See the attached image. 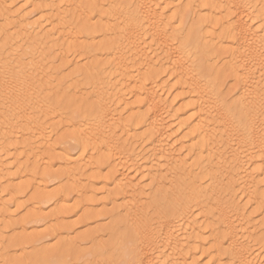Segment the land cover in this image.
I'll list each match as a JSON object with an SVG mask.
<instances>
[{
	"label": "bare ground",
	"instance_id": "bare-ground-1",
	"mask_svg": "<svg viewBox=\"0 0 264 264\" xmlns=\"http://www.w3.org/2000/svg\"><path fill=\"white\" fill-rule=\"evenodd\" d=\"M0 1L5 6L9 0ZM103 1L108 2L110 11H102ZM171 2L31 0L35 10L29 12L30 16L0 11L6 26L3 30H14V36H2V61L10 60L18 47L23 52L34 49L37 43L67 46L77 55L86 56L88 63L91 61L84 67L75 65L69 78L81 74L87 82L84 87L89 85L93 90L90 96L84 95L86 88L65 90L61 88L62 80L49 81L43 76L42 66L34 65L36 74H28L27 70L9 73L8 80L0 71V264H17L13 256L3 253L7 237L2 235L6 231L26 237L21 243L30 242L33 252L44 238L58 240L52 249L31 253L25 259L27 264H68L50 258L83 242L90 243V251L83 260L70 264H101L103 255L110 258L108 264L116 259L117 264H264L259 252L264 249V239L257 242L264 225L255 221V216L264 214V0H186L176 13L173 9L179 3L172 8ZM35 12L39 17L27 21ZM84 14L87 19L83 21ZM92 17L97 19L95 24L90 23ZM67 19L81 20L84 36L76 35L79 27L74 32L66 31ZM184 25L185 29H180ZM96 32L101 33L102 42L94 38ZM192 51L200 57L196 63L189 58ZM214 51V58L226 62L224 69L235 83L229 97L233 99L231 108L226 105L230 100L225 103L226 99L216 96L214 85L200 70L202 61ZM97 52L105 59L94 62ZM210 66L206 68L208 78L217 72ZM166 73L175 87L181 86H177L178 92L169 88L181 94L172 97L171 102L163 98L170 85L162 82ZM41 82L56 83L46 87L54 94L53 101L69 97L82 104L84 114L77 117L87 118V122L78 129L76 121L71 122L57 140L60 147L74 145L77 157L62 150V158H53L59 147L52 140L54 135H47L48 130L45 134L40 124L49 114L47 100L43 99L47 97L40 98ZM127 96L132 102L126 101ZM236 116L239 121L234 120ZM139 129L142 131L136 132ZM86 151L90 155L85 156ZM57 166L63 168L60 173L64 185L55 193L42 191L46 186L42 188L38 179L44 182L52 177L59 172H53ZM89 172L93 173L91 177ZM14 180L20 182L17 188L11 185ZM95 184H103L101 191L94 188ZM30 192L36 205L33 203L19 221H9L13 217L7 212L10 202L18 205L19 199ZM98 192L104 197L97 205L110 210L89 215L87 220L99 219L100 224L110 220L111 227L98 225L85 237L70 238L75 225L60 223L73 212L69 203L94 206ZM46 205H50L49 213H44ZM252 207L255 211L248 214L247 208ZM30 223L45 225L47 236L32 239L25 235ZM119 229L126 232V237L122 235L114 245L101 240ZM254 243L261 246L260 250L252 248ZM110 253H114L112 257ZM204 259L208 260L202 263Z\"/></svg>",
	"mask_w": 264,
	"mask_h": 264
},
{
	"label": "rangeland",
	"instance_id": "rangeland-1",
	"mask_svg": "<svg viewBox=\"0 0 264 264\" xmlns=\"http://www.w3.org/2000/svg\"><path fill=\"white\" fill-rule=\"evenodd\" d=\"M10 1V2H9ZM9 1H7L6 3H5V6L3 5V1L0 3V5H1V7H0V11H4V10H7V12L8 13H13V14H17V12L19 13V12H21V13H19L20 15H22V16H28L33 10H35V9H33V7L31 6L32 4H31V0H26V1H24V0H9ZM19 1V2H18ZM162 1V0H161ZM171 1H174V3L173 2H171ZM177 0H170V2H171V7L173 8V6H177V4L179 5V6H177V8H175L176 9V11H175V9H173V13H176L177 12V10H179L180 8H181V6H182V4H184V2H186V0H184L183 1V3L182 2H176ZM105 2H107V1H103L102 3H104V6L105 7H103L102 8V11L103 12H106L105 10H108V11H110V7H109V4H108V6H107V3H105ZM176 2V3H175ZM180 3H181V5H180ZM14 4V5H13ZM28 4V6H26ZM4 6V7H3ZM184 6V5H183ZM3 7V8H2ZM7 7V8H6ZM29 7H31V8H29ZM132 7V6H131ZM180 7V8H179ZM6 8V9H5ZM18 8V9H17ZM27 8V9H26ZM106 8V9H105ZM109 8V9H108ZM113 8H118V7H114L113 6ZM123 8V7H122ZM130 8V7H129ZM8 9H9V11H8ZM12 9V10H11ZM20 10V11H19ZM32 10V11H31ZM128 10H131V9H128ZM127 10V11H128ZM14 12H16V13H14ZM30 12V13H29ZM34 12H32L31 14H33ZM94 13V15L96 14L95 12H93ZM93 13H91V15H93ZM26 14V15H25ZM35 14L37 15V13L35 12ZM34 14V15H35ZM34 15H33V17H30V18H28V20L27 21H29V22H32V20H36L37 19V17H39V14L36 16L35 15V17H34ZM44 15H45V13H44ZM47 16H48V13L46 14ZM30 16V15H29ZM32 16V15H31ZM85 16V17H84ZM82 18H81V20H83V18H85V19H87V17H86V15L84 14L83 16H81ZM95 17V16H94ZM31 18H32V20H31ZM192 19V18H191ZM34 20V21H35ZM70 20V19H69ZM68 19L66 20L67 22V24H70V25H67V24H65V27H67V28H65L66 29V31H68V30H72V32H74V31H76L75 29L77 28V27H79V29H77L80 33H77L76 35L78 36H84V34L83 33H81V27H82V25L83 24H81V25H79V22L81 23V20L79 21L78 19H76V20H74V21H69ZM96 18L95 19H93V17H92V22H90L91 24H95L96 23ZM1 21H3V22H1ZM76 21H77V24H78V26H75V24H76ZM84 21V20H83ZM191 21H193V20H191ZM189 22V24H191L192 22ZM0 23H4V20L2 19H0ZM75 23V24H74ZM72 25H74V26H72ZM0 30H2L1 32H0V36H1V39H2V41H0V44H2V45H4V43H5V38H6V36H8L7 34H10V35H13L14 34V30H12V32L13 33H11V31H9V33L8 32H6V31H4L3 29H5L6 28V26H5V23L4 24H0ZM3 26V27H2ZM43 27H46V23H43ZM70 27V28H69ZM71 27H73V29L71 28ZM185 27H186V25H184V27L182 26V28L180 27V29H185ZM2 28V29H1ZM47 28V27H46ZM48 29V28H47ZM45 31H46V29H45ZM3 33H5V34H3ZM182 33H186L185 32V30L183 31L182 30ZM3 34V35H2ZM81 34V35H80ZM83 34V35H82ZM99 34H101V33H98V32H96V33H94V38L97 40V38H98V41L99 42H102L103 40V38H101L102 37V35H101V37H100V35ZM184 34H181V31H179V35H181L182 37L184 36ZM5 35V36H4ZM96 35V36H95ZM99 35V36H98ZM2 36H4L5 38L3 39V37ZM14 36V35H13ZM78 36V37H79ZM181 38V37H180ZM0 39V40H1ZM96 40H92V42H94V43H97L96 42ZM101 40V41H100ZM18 42H20L19 40H18ZM84 42V41H83ZM98 42V43H99ZM21 43V42H20ZM19 43V44H20ZM175 44L177 43L176 41L174 42ZM38 44V45H37ZM36 44V47L34 46L33 48L34 49H25V51H21L20 52V50H21V48L20 47H18L17 49H18V51L16 50V53L14 54V56L15 55H18L19 54V56H12V57H10V60L8 59L7 61H2V58L4 59V57H2V52H1V50H2V48L1 47H3L2 45H0V58H1V61H0V64L2 65V67H1V65H0V71L1 72H3V73H5L6 75H7V80L8 79H10L9 78V73H12V75H14L15 74V72L17 73V71H22V70H27V73L28 74H36V72H33L34 70H32V69H34V67L37 65V66H42L41 68H44L43 69V71H44V77L45 78H47L49 81H55L57 78L59 79V80H62L63 81V84H62V86H61V88H65V90H68L69 88H70V90H72L73 88H76L75 89V91H77V90H80V89H84V88H86L85 90L87 91V93H86V91H83V93H84V95H88V96H90V94L92 93V91L93 90H91V86H89V85H85V87H84V84H86L85 82H84V78H83V76H80L81 74H78V76H74L73 77V79L70 77L69 78V74L70 73H72V71H73V69H74V67H75V65H77V66H79V67H84V65L85 66H87V64L89 65V63H91V61L88 63V60L89 59H84L86 56H84V55H82L81 56V54L79 55H77V53H75V52H73L72 50L70 51L68 48H67V46H62V47H65V48H63L62 49V47L61 46H57V45H52L50 42L49 43H46V45H43V44H40V43H37ZM49 44L51 45V47L49 46ZM174 44V45H175ZM214 44H216V43H214ZM44 46V48H42L43 46ZM177 45V44H176ZM48 46V47H47ZM54 46H55V48H54ZM38 47V48H37ZM61 47V48H60ZM37 49V51H36V49ZM20 49V50H19ZM42 49H43V51H42ZM46 49H50L49 51L47 50V52H45L46 51ZM51 49H53V50H51ZM57 49V50H56ZM68 49V50H67ZM59 50H61V52L59 51ZM62 50L63 51H65L66 50V53L64 54V52L62 53ZM32 51V52H31ZM34 51V52H33ZM40 51H42V53L40 52ZM53 51H55V52H53ZM60 53H59V52ZM26 52V53H25ZM38 52H39V54H38ZM73 52V53H72ZM31 53H33V55H31ZM34 53H36V55L34 54ZM50 53H51V55H50ZM52 53H54V55L52 54ZM59 53V54H58ZM193 53H196L197 54V52L196 51H192V54H190L189 56V58H190V60L193 62V63H196L197 61L196 60H199L200 59V57H199V59L197 58L198 56H194V54ZM46 54H47V56H46ZM58 54V55H57ZM75 54V55H74ZM100 54V55H99ZM24 56V58H23V56ZM25 55H27V56H25ZM38 55H39V57H38ZM42 55V56H41ZM45 55V56H44ZM61 55L62 56H64V58H63V60H62V58H59V57H61ZM99 55V56H98ZM104 54H102V53H99V52H97V56L99 57V58H97V56H96V60L94 61V62H97V60H98V62H100L101 60H103V59H105L104 57L105 56H103ZM217 55V53H215V51H214V53H213V56L212 55H209L208 57H206V59L205 60H203L202 61V63H201V68H200V70H202V75L204 76V78H206V81H208L209 83H212V85H214V86H212V88L214 89V91H215V95L216 96H218V97H220V98H224V100L226 101L225 103H227V101L228 100H230V101H228V103L226 104V105H228V107H230L231 108V104L233 105V99L232 98H229L230 97V92H231V90L235 87V83L232 81V79H230L229 77V73H228V71L226 70V69H224V66L226 67V62L224 61V59H222L221 57H218V59L217 60H214L215 58H214V56H216ZM3 56H5V55H3ZM32 56H33V58H32ZM50 56V57H49ZM59 56V57H58ZM78 56V57H77ZM100 56H101V58H100ZM18 57V58H17ZM27 58V60H26V58ZM41 57V58H40ZM43 57V58H42ZM47 57V58H46ZM48 57L49 58H51V59H48ZM75 57V58H74ZM77 57V58H76ZM192 57V58H191ZM17 60H16V59ZM21 58V59H20ZM28 58L30 59V61L28 60ZM38 58H40V59H38ZM55 58V59H54ZM59 58V59H58ZM213 59V61H212V59ZM220 58V59H219ZM23 59H24V61L25 62H23ZM37 60V61H35V60ZM58 59V60H57ZM67 59V60H66ZM78 59V60H77ZM211 59V60H210ZM54 60V61H53ZM56 60H57V62H56ZM59 60H60V62L61 63H63V64H61L60 62H59ZM66 60V61H65ZM86 60H87V63H86ZM208 62H210V63H207V61ZM223 60V61H222ZM32 61H34V62H32ZM42 61V62H41ZM48 61V62H47ZM50 61H51V63H50ZM63 61V62H62ZM205 61H206V63H205ZM3 62V63H2ZM5 62H7V63H9V66L7 65V64H4ZM18 62V63H17ZM32 62V63H31ZM37 62H38V64H37ZM53 62V63H52ZM72 62V63H71ZM224 62H225V64H224ZM12 63V64H11ZM14 63H17V64H14ZM26 63H28V65H29V67H27L28 65L26 64ZM33 63H35V64H33ZM45 63H47V64H45ZM74 63V64H73ZM215 63H216V67H215ZM25 64V65H24ZM68 64H69V66H68ZM72 64V65H71ZM205 64H208V65H205ZM210 64H212L211 66H210ZM223 64V65H222ZM4 65V66H3ZM14 65V66H13ZM16 65V66H15ZM18 65H20V66H18ZM35 65V66H34ZM47 65H48V67H47ZM203 65H205V66H203ZM31 66H33V67H31ZM45 66V67H44ZM210 66V67H212L213 69H215L216 68V70H217V72H215V74H214V76L213 77H211V78H208V77H206L207 76V74H208V72H207V70H206V68H208V67ZM7 67V68H6ZM10 67H12V68H10ZM19 67V68H18ZM51 67H52V69H51ZM15 68H17V69H15ZM21 68V69H20ZM46 68V69H45ZM59 68V69H58ZM62 68V69H61ZM67 68V69H66ZM3 69V70H2ZM50 70V72H49V70ZM7 70H9V71H7ZM10 70H12V71H10ZM59 70H61V71H59ZM5 71V72H4ZM14 71V72H13ZM31 71V72H30ZM70 71V72H69ZM99 72L101 71V70H98ZM96 72V74L97 73H99V72ZM46 72V73H45ZM48 72H49V74H48ZM60 72V73H59ZM100 73H102V71L100 72ZM60 74V75H59ZM11 75V74H10ZM16 75V74H15ZM57 75H58V77H57ZM167 75V76H166ZM55 76H56V78H55ZM101 77H103V75H100ZM163 76H166L165 78L163 77ZM162 76V82H166L167 84H170V85H168L169 87H167L166 89H167V91H166V93L164 94V96H163V98H165V99H167L168 101H172L173 100V98L172 97H174L176 94H177V96H179V95H181V94H179V93H174V92H172V90L173 91H175V90H177V92H178V88H177V86L178 87H180L181 88V86H179V85H177L176 87H175V85H173L172 83H174V81L172 80V79H170V76H169V74H164ZM81 77V78H80ZM100 77H99V75H98V79H99ZM68 79V80H67ZM70 79V80H69ZM164 79L165 80H168V81H164ZM6 80V82H9V81H7ZM67 80V81H66ZM73 80V81H72ZM173 82H172V81ZM69 81V82H68ZM70 81H71V83H70ZM80 81V82H79ZM82 81V82H81ZM170 81H171V83H170ZM74 82V84H72ZM55 82H53V83H51V84H47L48 86H55L56 85V83L54 84ZM65 83V84H64ZM68 83V84H67ZM78 83V84H77ZM71 84V86H69ZM81 84V85H80ZM172 84V85H171ZM41 85H43V87H41V90L39 91V92H42L41 94H40V98H43L42 96L44 95V97L46 96L47 98H43L44 100H47V106H48V109H49V111H48V115H47V117L45 118V120L44 119H42L41 121H40V124L43 126V128H44V131L46 130H48L47 131V135H50L51 134V136L52 135H54V138H53V136H52V140H54L55 139V143H56V146H57V149H58V147H59V150H57L56 152H55V155L53 156V158L57 161V160H59L60 158H62L63 157V153H62V150H63V152L65 153V151H69L68 153L66 152L65 154H69L70 156H72L73 155V157H77L79 154H75V153H78V152H75V151H77V150H75L76 148H75V146L74 145H69V144H64L63 146L61 145V147H60V145L58 146V139L62 136V135H64L66 132L65 131H68L67 130V126H70L71 125V122H75L76 123V126H75V128L76 129H78V128H80V126L82 125L83 126V124H85L87 121H86V119L87 118H83V117H77V116H79V115H83L84 114V112L82 111V109H81V105L82 104H79L78 102H76V101H74V100H72V98H66V99H63V97H58V98H56L55 99V101H53L52 100V97L54 96V94L52 93V91L51 90H46V87H47V85L46 84H44V83H42L41 82ZM46 85V86H45ZM65 85H66V87H65ZM68 85V86H67ZM45 86V87H44ZM72 86H75V87H72ZM77 86V87H76ZM174 86V87H173ZM72 87V88H71ZM43 88H44V90H43ZM88 88H89V91L90 92H88ZM169 88H171V89H169ZM177 88V89H176ZM63 90V89H62ZM169 90V91H168ZM45 92H47L46 94H44ZM168 92V93H167ZM179 92H181V90L179 91ZM71 93H73V91H71ZM86 93V94H85ZM172 93V94H171ZM51 94V95H50ZM174 94V95H173ZM222 95V96H221ZM228 96V98H227V96ZM171 96V97H170ZM49 98H50V100H49ZM169 98L171 99V100H169ZM127 99V100H126ZM125 100L127 101V102H132V99H131V97L130 96H127V98H126ZM232 99V100H231ZM49 100V101H48ZM53 102V103H52ZM177 102H175V105L177 106V104H176ZM174 105V104H173ZM174 105V106H175ZM52 107L54 108V109H52ZM55 107H56V109H55ZM54 110V111H53ZM54 112V113H53ZM53 113V114H52ZM58 116H57V115ZM62 114V115H61ZM50 115H51V117H50ZM55 115V116H54ZM127 113L125 112V116L127 117ZM52 116H53V120L51 119L52 118ZM56 116L57 117H60V118H58V120H57V118H56ZM122 116H123V118H125V116H124V114H122ZM237 117V116H236ZM234 118V120L235 119H237L236 121H239L240 119L237 117V118ZM56 118V119H55ZM71 119V120H70ZM78 119V120H77ZM49 120V121H48ZM51 120L53 121L52 123H51ZM84 120V121H83ZM55 121V122H54ZM86 121V122H85ZM43 122H45V124L43 123ZM61 123V124H59V123ZM80 122H83V123H80ZM55 123V125H53ZM78 123H79V127H77L78 126ZM51 124V125H50ZM46 125V126H45ZM48 125V126H47ZM63 127H62V126ZM57 126H58V129H57ZM47 127H48V129H47ZM51 127H53V128H51ZM61 127L63 128V130L61 129ZM56 128V129H55ZM66 128V129H65ZM52 131H51V130ZM54 130V131H53ZM62 130V131H61ZM70 130V129H69ZM142 131V129H139L138 131H136V132H141ZM46 131H45V134H46ZM51 131V132H50ZM50 132V133H49ZM59 132V133H58ZM65 132V133H64ZM49 133V134H48ZM57 133V134H56ZM57 135V137H56V135ZM57 141V142H56ZM52 142H54V141H52ZM70 144H73V143H70ZM73 150V151H72ZM59 152H61V153H59ZM88 153H90L89 152V150H88ZM93 153V152H92ZM92 153H90V154H92ZM60 154V155H59ZM85 156H88V155H90V154H87V151L85 152V153H83ZM87 154V155H86ZM75 155V156H74ZM56 157V158H55ZM46 158V157H45ZM54 159H52L51 161L52 162H54L55 160ZM46 160H47V158L46 159H44V161L46 162ZM62 166V165H61ZM60 166V167H61ZM58 167V166H57ZM54 167V169H53V172L55 173L56 171H59V172H56V174H53V175H51L52 177H50L49 179L47 178L44 182H40L39 181V179H38V181L37 182H39V184L40 183H42V184H40V185H42L43 187L42 188H45V186H46V190L44 189V190H42L41 188H40V190H42V191H48L49 193L50 192H52L53 190H54V192H52V193H55L56 191H58L59 190V188H57V187H62V185H64V178H63V176L61 175V170L63 169L62 167L60 168V167ZM60 168V170H58ZM56 169V170H55ZM125 169H123L122 171H124ZM88 174V173H87ZM103 174H105V172H103ZM56 175H58L57 177H56ZM93 175V173L92 172H89V175L88 176H92ZM60 176V177H59ZM57 181H56V180ZM59 179V180H58ZM63 181H62V180ZM17 180V179H16ZM14 180V182L11 184L12 186H14V187H18L20 184V182H17V181H19V180ZM51 180L53 181L52 183H51ZM61 180V181H60ZM16 181V182H15ZM49 181V182H48ZM55 181V182H54ZM60 182V185L58 184L59 182ZM47 182V183H46ZM61 182H63V183H61ZM58 184V185H57ZM5 186V185H4ZM94 188L96 189V190H98V191H101V189L103 188V184H95L94 185ZM56 189V190H55ZM262 189L264 190V186L262 187ZM99 194H100V192H98ZM98 194V196H96L95 197V203H94V206L93 205H91V204H87V203H84V202H82V203H80L79 202V204L80 205H78L77 207H76V201H71L70 203H69V208L71 209H73V212H72V214H71V212L70 213H68V215L66 216V219L65 220H63V221H60V223L61 224H63V225H75V227L76 228H74V230H75V233L74 234H72L71 235V237L70 238H80V237H85L86 235H88L89 233H90V231L92 230V229H94V228H96L98 225H100V226H105V227H111V222H110V220L109 221H107V222H105V223H102V224H100L99 222L101 221V220H97V219H95V220H87V217L89 216V215H93V214H98V213H104V212H107L108 210H110L109 208H104V207H101V206H99V205H97L98 203H99V201L104 197V195H99ZM31 195H32V193L30 192V194L28 193V195L26 194V195H24V196H22L21 197V199H19V201H20V203H19V201H18V205H15V204H13V203H11L10 202V204H11V206H8L9 208L7 209V212L9 213L10 212V216L12 217V218H10L9 219V221H19L21 218H23L25 215H26V211H27V209L28 208H30L31 207V205H33V203L35 204L36 202L34 201V200H32L30 197H31ZM5 196H7V195H5ZM4 199L5 200H9V197H4ZM29 201H30V203H29ZM98 201V202H97ZM242 204L244 203V201H242L241 202ZM30 206H29V205ZM20 205V206H19ZM36 205V204H35ZM15 206V207H14ZM49 206V207H48ZM16 207H18V208H16ZM20 207H21V209H20ZM23 207V208H22ZM47 208V209H45V208ZM10 208H11V210H10ZM76 208V209H75ZM80 208V209H79ZM26 209V210H25ZM43 209L44 210H46L44 213H49V209H51L50 208V205H46V206H43ZM69 209V210H70ZM71 209V210H72ZM43 210V211H44ZM69 210H67V212H69ZM21 211V212H20ZM255 211V207H252V208H247V213L248 214H252L253 212ZM14 214H13V213ZM13 214V215H12ZM16 217V218H15ZM256 217V219H255V221H256V223L258 222V223H261V225L263 226L264 225V214H262V215H259V216H255ZM14 219V220H13ZM16 219V220H15ZM102 219V218H101ZM96 221H98V222H96ZM33 224H34V226H33ZM30 223V224H28V226L26 225V229L28 230H26L27 232H25V235H27V236H29L30 238H34V237H42V236H47V234H48V232H49V229L48 228H46L45 227V225H43L42 223H39V224H36V223ZM37 225H38V227H37ZM63 225H61V226H63ZM263 229L262 230H260L259 232H258V235H257V242H258V240L259 239H264V227H262ZM46 230H48L47 232H46ZM4 233V232H3ZM8 233V234H7ZM10 231H6L3 235H2V237L3 238H6L5 239V243L3 244L4 245V247H5V249H4V251H3V253H6V255H9V256H13L15 259H16V261H17V264H27V262H25V259L27 260V257L29 256V255H31V253H34L35 252V250H43V248L45 249H52L54 246H56L57 244H58V240H52V239H50V237L49 238H44L43 240H41L40 242V244L38 243V244H36V249H34V252H33V246H32V244L29 242V244L28 243H21V240H24V239H26V237H24V238H21V236H19L20 234H18L19 232H11L10 234ZM124 233H126V232H124V230L123 229H119L118 230V232H116V233H112V234H110V235H107L106 237H103L101 240L103 241V242H106V243H108L109 245H110V243L112 244V245H114L115 243H117L118 242V240L121 238V236L123 235V238H125L126 236H125V234ZM6 234V235H5ZM41 235V236H40ZM208 236V235H207ZM29 238V239H30ZM6 240L9 242V243H7L6 242ZM10 240V241H9ZM12 241V242H11ZM7 243V244H6ZM5 244H6V246H5ZM14 244V245H13ZM22 244V245H21ZM3 245H2V247H3ZM23 245H24V248H23ZM25 245L27 246V247H25ZM111 245V246H112ZM80 247H74L72 250H66L65 251V253L64 254H62V255H56V256H54V257H52V258H50L51 260L50 261H52V262H58V263H68V264H70V262H73V261H78V260H83V257H84V255H86L89 251H90V249H91V245H90V243L89 242H83L81 245H79ZM252 246V248L256 251H258V250H260L259 248L261 247L260 245H256L255 243L254 244H252L251 245ZM3 247V248H4ZM9 248V249H8ZM14 248V249H13ZM22 249V250H21ZM8 250L11 252H9V254H8ZM7 251V252H6ZM259 252H261L262 253V255L264 256V249H261ZM114 253H110V256L112 257V255H113ZM198 256V255H197ZM116 258V257H115ZM109 259L110 258H108V259H106V255H103V257H102V260H101V264H108V262H109ZM114 259V258H113ZM208 260V259H207ZM207 260L206 259H204L203 261H202V263H204V262H207ZM117 262H118V259H116L115 260V262L114 261H111V263L112 264H117ZM14 264H16V262L14 263Z\"/></svg>",
	"mask_w": 264,
	"mask_h": 264
}]
</instances>
